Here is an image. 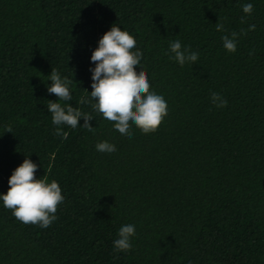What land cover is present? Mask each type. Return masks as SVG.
I'll return each instance as SVG.
<instances>
[{
    "label": "trees",
    "instance_id": "16d2710c",
    "mask_svg": "<svg viewBox=\"0 0 264 264\" xmlns=\"http://www.w3.org/2000/svg\"><path fill=\"white\" fill-rule=\"evenodd\" d=\"M113 25L136 39V70L167 101L154 133L132 125L129 138L81 103ZM250 25L228 52L222 37ZM175 40L195 64L170 58ZM52 68L73 81L71 101L47 92ZM49 101L90 114L94 131L81 119L55 135ZM104 141L116 151H97ZM28 157L65 200L46 229L0 200V264H264V0H0V194ZM126 224L132 249L117 252Z\"/></svg>",
    "mask_w": 264,
    "mask_h": 264
},
{
    "label": "clouds",
    "instance_id": "9594fccd",
    "mask_svg": "<svg viewBox=\"0 0 264 264\" xmlns=\"http://www.w3.org/2000/svg\"><path fill=\"white\" fill-rule=\"evenodd\" d=\"M242 9L245 15L253 12L252 3H244ZM241 17V23H244ZM217 31H226L220 21L215 24ZM255 30V25L248 29H241L239 33L231 32V35L222 37L223 47L230 53L237 50V41L240 35H246L248 31ZM136 39L120 27L112 26L99 40V46L94 50L91 61L95 67L92 72L91 99L82 100L81 103L91 104L93 110L101 113L105 120L114 122V128L122 135L132 136V125L140 129L144 134L156 132L168 115V104L162 95L150 91L148 74L142 70L137 72L143 53L136 49ZM169 51L180 66L195 64L199 54L191 51L190 47H182L179 40L172 41ZM51 85L47 86L49 94H55L59 101H71L72 93L70 85L73 83L67 76L61 77L59 72L52 68L49 76ZM95 101V103H92ZM212 103L218 107H226L227 100L219 93H211ZM48 111L52 114V123L57 126L55 135L67 138V133L60 128L66 125L75 129L83 119V127L94 131L93 118L70 104L62 106L59 102L49 101ZM12 133L11 126L7 128ZM99 152L113 153L115 145L104 141L96 145ZM39 165L31 158H26L18 166L9 178V189L6 194H0V200L6 209L12 211L13 216L25 225H38L48 228L57 219L55 215L58 206L65 197L62 195L60 184L55 180L36 178ZM136 228L132 224L120 227L118 238L114 241V249L117 252H128L132 249L131 238L135 236Z\"/></svg>",
    "mask_w": 264,
    "mask_h": 264
}]
</instances>
